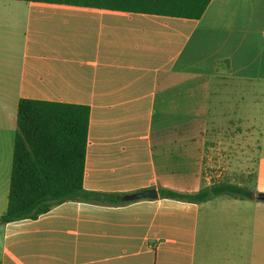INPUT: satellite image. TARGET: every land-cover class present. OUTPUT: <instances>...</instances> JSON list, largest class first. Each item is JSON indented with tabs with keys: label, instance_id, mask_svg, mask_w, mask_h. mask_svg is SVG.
I'll return each mask as SVG.
<instances>
[{
	"label": "crops",
	"instance_id": "0c3cea01",
	"mask_svg": "<svg viewBox=\"0 0 264 264\" xmlns=\"http://www.w3.org/2000/svg\"><path fill=\"white\" fill-rule=\"evenodd\" d=\"M0 10L18 15L0 18V218L22 99L90 107L88 191L197 193L213 184L204 169L216 148L235 161L260 148L242 125L261 113L264 0H212L200 20L13 0ZM257 178L264 193L260 159ZM203 215H220L216 264H264V202L230 197L66 202L0 225V264H205Z\"/></svg>",
	"mask_w": 264,
	"mask_h": 264
},
{
	"label": "trees",
	"instance_id": "16d2710c",
	"mask_svg": "<svg viewBox=\"0 0 264 264\" xmlns=\"http://www.w3.org/2000/svg\"><path fill=\"white\" fill-rule=\"evenodd\" d=\"M200 20L212 0H13ZM90 107L22 99L18 104L8 207L0 225L32 219L66 202L119 207L124 194L84 187ZM254 190L231 182L197 193L160 189V199L206 203L217 197L252 200Z\"/></svg>",
	"mask_w": 264,
	"mask_h": 264
},
{
	"label": "rangeland",
	"instance_id": "374dc122",
	"mask_svg": "<svg viewBox=\"0 0 264 264\" xmlns=\"http://www.w3.org/2000/svg\"><path fill=\"white\" fill-rule=\"evenodd\" d=\"M8 13L10 12H4L0 10V18L5 17L10 19L18 17V15ZM22 18L23 16L19 19ZM7 24L9 26L6 28L9 33L19 32V29L17 28L19 23L7 22ZM14 25L16 26L13 27ZM262 93H264V90H262ZM236 99H232V101L229 102L228 107L231 108V111L232 109L236 111ZM258 100L261 102V113L258 114L259 120L256 122H245V124L242 125V128H248L251 126L258 129L259 132H256V137L258 139L260 148L258 149L257 144L252 146V151L247 150V152L241 156L243 159H239V161L235 160H237L236 158L240 156L241 153H234L231 151V148L227 149L225 145L216 148L217 152H214L212 156L213 163L211 164L209 160L206 161L204 169V177L209 175L210 177L214 178L212 182L210 181V183L231 182L233 184L246 186L247 188L254 190V192L261 189V187L257 184V177L259 159L264 165V95L262 97L259 96ZM234 110L230 113L229 119L235 118V115H233ZM233 124L236 125L237 122L233 121ZM211 217L214 219L213 222H208V217L203 215L201 224L203 229L200 230L199 235L200 257H204L205 264H216L221 258L222 233L220 215Z\"/></svg>",
	"mask_w": 264,
	"mask_h": 264
},
{
	"label": "water",
	"instance_id": "95a60500",
	"mask_svg": "<svg viewBox=\"0 0 264 264\" xmlns=\"http://www.w3.org/2000/svg\"><path fill=\"white\" fill-rule=\"evenodd\" d=\"M253 199L264 202V193L263 192H253L252 193ZM159 197L157 190L150 189V190H143L133 194H127L122 196L120 199L124 202H135L140 200H154Z\"/></svg>",
	"mask_w": 264,
	"mask_h": 264
},
{
	"label": "built area",
	"instance_id": "2783aa9c",
	"mask_svg": "<svg viewBox=\"0 0 264 264\" xmlns=\"http://www.w3.org/2000/svg\"><path fill=\"white\" fill-rule=\"evenodd\" d=\"M206 178H207V180H208L209 182H210V181L212 182L213 179H214L213 177H210L209 175H206Z\"/></svg>",
	"mask_w": 264,
	"mask_h": 264
}]
</instances>
